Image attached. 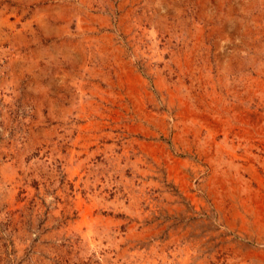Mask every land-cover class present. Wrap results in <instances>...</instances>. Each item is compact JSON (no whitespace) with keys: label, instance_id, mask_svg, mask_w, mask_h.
<instances>
[{"label":"rangeland","instance_id":"1","mask_svg":"<svg viewBox=\"0 0 264 264\" xmlns=\"http://www.w3.org/2000/svg\"><path fill=\"white\" fill-rule=\"evenodd\" d=\"M0 264H264V0H0Z\"/></svg>","mask_w":264,"mask_h":264}]
</instances>
